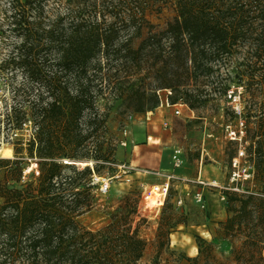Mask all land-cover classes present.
<instances>
[{
	"label": "trees",
	"instance_id": "16d2710c",
	"mask_svg": "<svg viewBox=\"0 0 264 264\" xmlns=\"http://www.w3.org/2000/svg\"><path fill=\"white\" fill-rule=\"evenodd\" d=\"M167 8L162 24L150 21ZM8 35L12 46L0 67L11 64L27 83L19 84L24 98L8 108L6 121L17 128L28 122L32 130L25 148L0 157V264H146L138 231L144 219L133 224L132 193L100 228L78 220L95 205L98 160L113 161L109 144L97 138L106 113L96 101L105 90L147 112L159 105L162 89L173 92L170 104L196 107L191 79L213 84L206 95L240 87V111L231 112L243 119L251 181L264 183V0H0V36ZM124 78L132 79L121 86ZM21 149L34 162L28 174ZM81 161L91 164L78 168ZM262 194L224 191L238 204L216 231L231 238L238 264L264 263ZM164 203L158 237L184 223L172 210L165 214ZM204 249L185 259L214 260Z\"/></svg>",
	"mask_w": 264,
	"mask_h": 264
},
{
	"label": "rangeland",
	"instance_id": "374dc122",
	"mask_svg": "<svg viewBox=\"0 0 264 264\" xmlns=\"http://www.w3.org/2000/svg\"><path fill=\"white\" fill-rule=\"evenodd\" d=\"M170 15L171 10L167 8L159 15H149V19L153 23L162 24ZM11 39L10 35L0 36V64L7 60L12 46ZM10 67L11 64L8 68L0 67V157L12 158L15 146L25 148L32 129L28 122L22 124L20 128L7 124L8 108L15 106L24 98L19 84L27 83L19 70L14 72ZM131 79H121L119 84L125 86ZM188 83L192 95L198 96L193 98L197 100L199 98L200 101H197V106L194 108L182 102L178 114L173 113L172 107L159 105L153 108L149 115L146 112H134L133 100L128 97L123 100L124 95L116 97L115 90L110 92L105 90L96 101L98 112L106 113L104 126L99 127L97 138L104 144H109L112 150L110 158L115 162L129 164L127 156L131 134L144 130L145 123L152 122L153 117L158 118L153 122L156 131L165 132L171 151L173 148L181 151V165L171 170L176 175L189 180L187 183L171 181L164 203L170 206L165 214L172 210L174 217H179L184 223H176L166 237H158L156 235L158 218L164 205L158 211L152 209L157 197L156 193H152L146 202L150 208L144 207L143 191L151 184L162 182L165 179L162 174L164 170L132 173L130 182L112 179L107 192L96 193L95 205L80 215L78 220L88 229L100 228L109 221L110 214L114 212L122 197L130 192L136 200L133 224L140 222V218L144 219V222L138 225L139 234L145 240L142 262L149 264L152 260H156V264H190L185 258L198 255V247L204 249L205 244L209 243L212 246L205 247L202 255L210 251L214 260L201 257L196 264H238L233 258L231 238H222L216 231L219 222L232 214L233 208L238 204V198L229 202L226 198L221 199L220 189L206 182L215 180L219 185H227L231 158L237 154L240 146L244 148L246 145L242 139L240 141L231 139L230 131L237 133L240 128L243 130V126L239 123L243 119L238 115L236 117L232 115L233 105L227 96L213 91L207 95L204 93L213 85L208 79H191ZM231 89H234L233 86ZM158 95L163 99L173 95V92L162 89L158 91ZM164 122L167 124L166 127L163 125ZM90 138L88 140H91ZM20 156L22 163L28 161L23 166V173L28 174L30 169L27 167L30 165L32 167L34 162L27 160L28 155L24 149H21ZM86 164L90 165L91 161L78 162L77 166L83 168ZM98 164L101 165L97 166L93 176L101 179L115 172V168L107 167L101 160H98ZM170 166L172 168L171 164ZM92 184L97 187L98 181H93ZM242 186L247 190H264V183L257 179L245 181ZM199 195L200 200H198ZM237 240L234 239L235 244L239 243ZM192 247H195L193 252L190 250ZM239 264L246 263L242 261Z\"/></svg>",
	"mask_w": 264,
	"mask_h": 264
},
{
	"label": "built area",
	"instance_id": "2783aa9c",
	"mask_svg": "<svg viewBox=\"0 0 264 264\" xmlns=\"http://www.w3.org/2000/svg\"><path fill=\"white\" fill-rule=\"evenodd\" d=\"M234 89H231L227 92V97L230 103L233 105V109L238 114L240 111L239 107V93L240 89H237L235 92H232ZM159 106H165V107H172L173 113L178 114L180 112L179 107L181 106L180 103H174L170 104L168 99L164 97L163 99H160ZM151 113V111H147L146 114ZM240 125L243 126V121L240 120ZM164 127H166V123H163ZM231 135L229 136L233 140L240 141L243 130L240 128L239 131L236 133L234 131H230ZM66 162L65 160H63ZM182 163L181 159V151L178 148H173L170 155V164L172 165V170L179 167ZM106 166L115 168V172L106 178H101L97 176H92V182L98 181L96 192L98 194H104L109 189V183L112 179H123L125 182H130L132 173L135 172L134 168L130 164H126L124 162H115V161H106L104 162ZM230 172L228 175V183L227 185H219L216 183L215 180L211 182H206L210 186L218 187L221 191V199H224V191L229 190L238 194H247L250 193V190L245 189L242 186V183L245 181H251L253 177V165L249 158L247 157V154L245 153L244 148L240 146V148L237 151V154L231 158L230 162ZM163 171L162 174L165 177V179L156 184H151L148 188H146L142 193V201L144 204V207L150 208L146 205L147 200L149 197L152 196V193H156V201L155 205L151 207L152 209L158 211L159 208L163 205L166 196L168 194V190L171 184V181L176 180L180 181L182 183H187L189 180L185 177L176 175L173 171ZM37 174V171H35ZM264 195V194H262ZM198 200H200V195L198 197ZM180 202V200L178 201Z\"/></svg>",
	"mask_w": 264,
	"mask_h": 264
},
{
	"label": "crops",
	"instance_id": "0c3cea01",
	"mask_svg": "<svg viewBox=\"0 0 264 264\" xmlns=\"http://www.w3.org/2000/svg\"><path fill=\"white\" fill-rule=\"evenodd\" d=\"M157 119V117H153L152 122L145 123L144 130H139L130 136L127 161L135 172L171 171L172 169L170 166L171 148L168 137L165 132L156 131L153 125V122ZM147 120H149V117H147Z\"/></svg>",
	"mask_w": 264,
	"mask_h": 264
},
{
	"label": "bare ground",
	"instance_id": "6f19581e",
	"mask_svg": "<svg viewBox=\"0 0 264 264\" xmlns=\"http://www.w3.org/2000/svg\"><path fill=\"white\" fill-rule=\"evenodd\" d=\"M27 169H31V165L29 167H27ZM190 250H192V252H193L195 250V247H192Z\"/></svg>",
	"mask_w": 264,
	"mask_h": 264
}]
</instances>
